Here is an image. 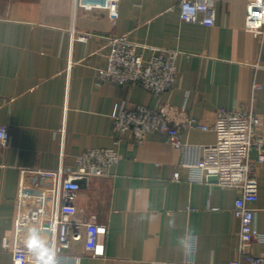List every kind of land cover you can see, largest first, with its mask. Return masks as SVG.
<instances>
[{
    "label": "crops",
    "instance_id": "obj_1",
    "mask_svg": "<svg viewBox=\"0 0 264 264\" xmlns=\"http://www.w3.org/2000/svg\"><path fill=\"white\" fill-rule=\"evenodd\" d=\"M178 0H120L112 22L103 10L73 7V0H0V124L9 127L0 149V264H33L25 246L35 228L52 252L48 223L58 180L44 170L76 169L86 149L115 148L120 159L109 176L81 183L78 218L94 214L106 226L102 256L85 250L86 229H76L56 250L80 255L79 264H227L236 257L239 221L233 212L240 191L214 181L190 180L179 167L182 151L151 131L138 143L126 133L117 143L111 113L136 105L163 104L181 112L188 145L215 141L213 131L182 121L211 123L219 108L253 109L264 127V36L245 25L246 0H216L213 25L180 19ZM88 33V39H78ZM126 34L145 58L159 48L178 52L174 86L159 96L137 83L101 82L108 37ZM261 87L253 89L254 82ZM252 160L256 149L250 152ZM179 179H172L174 170ZM255 226L264 234V162L256 167ZM23 227L21 234L16 233ZM7 238L8 247L3 246ZM191 241V242H190ZM251 252L264 256V241Z\"/></svg>",
    "mask_w": 264,
    "mask_h": 264
},
{
    "label": "built area",
    "instance_id": "obj_2",
    "mask_svg": "<svg viewBox=\"0 0 264 264\" xmlns=\"http://www.w3.org/2000/svg\"><path fill=\"white\" fill-rule=\"evenodd\" d=\"M120 0H73L74 10L99 9L107 13L115 22L119 17ZM216 0H178L177 8L180 19L188 23L213 25L215 22ZM245 29L254 36H264V0H246ZM88 33H79L78 39H88ZM109 52L107 64L98 69L101 82L124 84L137 83L153 95L159 96L171 89L177 78L176 59L178 52L159 48L157 53L145 58L136 50V43L130 41L126 34L108 37ZM261 87L254 82L253 89ZM180 110L169 104L156 108L136 105L130 109L114 107L111 113L112 130L116 142L128 133L132 139L141 143L151 131L162 133L166 140L182 151L179 167L189 170L190 180L209 181L214 176L215 183L222 187L240 191L234 201L233 212L239 221L236 257L227 264H264V256L251 252L254 241H264V234L255 226V207L258 199V181L256 167L264 162V127L260 117L253 109L219 108L211 123L196 122L186 118L182 121L189 129L213 131L215 141L207 145H188L182 141L178 118ZM9 140V127L0 124V149L5 150ZM256 149L254 160L251 150ZM120 154L115 148L86 149L76 157V169L65 170L62 167L44 170L48 177L58 180L56 206L48 223H40L39 229H49L54 243L52 253L54 264H79L80 255L59 258L58 246H64L71 236L77 238L76 229H86L85 250L92 256H102L104 245L101 235L106 233V226L97 221L94 214L88 220H82L77 214L82 211L75 204L80 181L91 177L109 176ZM179 170L172 173V179H179ZM21 226L16 233H23ZM191 242V241H190ZM3 246L8 247L4 238ZM185 261L179 264H189ZM151 264H175L169 261H153Z\"/></svg>",
    "mask_w": 264,
    "mask_h": 264
},
{
    "label": "clouds",
    "instance_id": "obj_3",
    "mask_svg": "<svg viewBox=\"0 0 264 264\" xmlns=\"http://www.w3.org/2000/svg\"><path fill=\"white\" fill-rule=\"evenodd\" d=\"M25 246L33 253L35 259L33 264H54L53 253L48 250L46 242L43 241L35 228L30 232ZM16 264H23L22 260H17Z\"/></svg>",
    "mask_w": 264,
    "mask_h": 264
},
{
    "label": "water",
    "instance_id": "obj_4",
    "mask_svg": "<svg viewBox=\"0 0 264 264\" xmlns=\"http://www.w3.org/2000/svg\"><path fill=\"white\" fill-rule=\"evenodd\" d=\"M215 179H216V178H215L214 176H210V177H208V180H209V181H215ZM81 183H82V181H80V184H81Z\"/></svg>",
    "mask_w": 264,
    "mask_h": 264
}]
</instances>
